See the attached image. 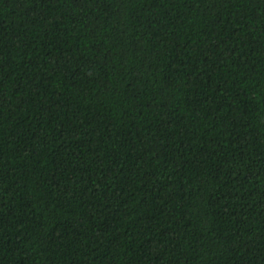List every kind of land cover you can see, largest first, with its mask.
Masks as SVG:
<instances>
[{"label":"trees","instance_id":"obj_1","mask_svg":"<svg viewBox=\"0 0 264 264\" xmlns=\"http://www.w3.org/2000/svg\"><path fill=\"white\" fill-rule=\"evenodd\" d=\"M0 264H264V0H0Z\"/></svg>","mask_w":264,"mask_h":264}]
</instances>
